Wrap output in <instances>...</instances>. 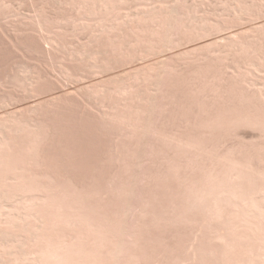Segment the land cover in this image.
Listing matches in <instances>:
<instances>
[{
  "label": "rangeland",
  "instance_id": "obj_1",
  "mask_svg": "<svg viewBox=\"0 0 264 264\" xmlns=\"http://www.w3.org/2000/svg\"><path fill=\"white\" fill-rule=\"evenodd\" d=\"M0 264H264V0H0Z\"/></svg>",
  "mask_w": 264,
  "mask_h": 264
},
{
  "label": "bare ground",
  "instance_id": "obj_2",
  "mask_svg": "<svg viewBox=\"0 0 264 264\" xmlns=\"http://www.w3.org/2000/svg\"><path fill=\"white\" fill-rule=\"evenodd\" d=\"M219 242H220V244L223 246V245H225V246H228L227 245V241H226V239L224 238V237H219Z\"/></svg>",
  "mask_w": 264,
  "mask_h": 264
}]
</instances>
